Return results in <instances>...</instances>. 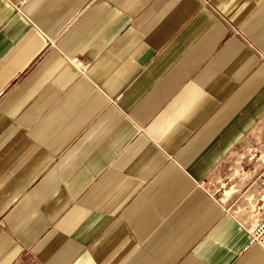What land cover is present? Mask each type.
Segmentation results:
<instances>
[{
	"label": "crops",
	"instance_id": "1",
	"mask_svg": "<svg viewBox=\"0 0 264 264\" xmlns=\"http://www.w3.org/2000/svg\"><path fill=\"white\" fill-rule=\"evenodd\" d=\"M258 51L264 0H0V264H264Z\"/></svg>",
	"mask_w": 264,
	"mask_h": 264
},
{
	"label": "built area",
	"instance_id": "2",
	"mask_svg": "<svg viewBox=\"0 0 264 264\" xmlns=\"http://www.w3.org/2000/svg\"><path fill=\"white\" fill-rule=\"evenodd\" d=\"M234 30L237 31V29L234 27ZM262 60L264 61V52H259ZM77 67L80 69V71H85L88 67L87 64L83 62H76ZM258 181L264 185V171L259 176ZM249 232L251 235V243L259 245L264 249V217L257 221L253 226L249 228Z\"/></svg>",
	"mask_w": 264,
	"mask_h": 264
},
{
	"label": "rangeland",
	"instance_id": "3",
	"mask_svg": "<svg viewBox=\"0 0 264 264\" xmlns=\"http://www.w3.org/2000/svg\"><path fill=\"white\" fill-rule=\"evenodd\" d=\"M263 171H264V168L260 171V173L258 174V176L256 177V180L258 181V179H259V176L263 173ZM231 183L232 182H229V184L228 183H226V182H224V187L222 188V191H230V194L229 195H225V194H223V196L224 197H226V199H228V201L230 202L229 204H232V206H234V205H240L241 204V202H240V200H241V195H238V197H235V198H233L234 197V194H233V185H231ZM232 190H231V189ZM227 194V193H226ZM233 200V201H232ZM232 201V202H231Z\"/></svg>",
	"mask_w": 264,
	"mask_h": 264
}]
</instances>
